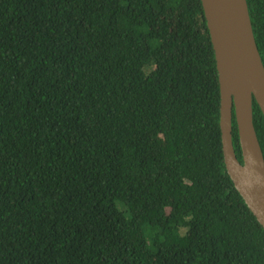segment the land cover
Listing matches in <instances>:
<instances>
[{
	"label": "trees",
	"instance_id": "1",
	"mask_svg": "<svg viewBox=\"0 0 264 264\" xmlns=\"http://www.w3.org/2000/svg\"><path fill=\"white\" fill-rule=\"evenodd\" d=\"M0 264H264L202 0H0Z\"/></svg>",
	"mask_w": 264,
	"mask_h": 264
},
{
	"label": "water",
	"instance_id": "2",
	"mask_svg": "<svg viewBox=\"0 0 264 264\" xmlns=\"http://www.w3.org/2000/svg\"><path fill=\"white\" fill-rule=\"evenodd\" d=\"M221 86L225 163L235 187L264 227V152L254 123V99L264 114V62L247 0H202ZM234 113L243 162L233 139Z\"/></svg>",
	"mask_w": 264,
	"mask_h": 264
}]
</instances>
